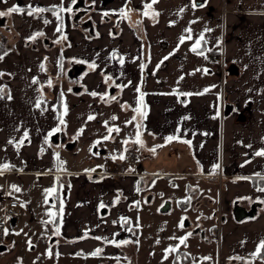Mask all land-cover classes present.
Returning a JSON list of instances; mask_svg holds the SVG:
<instances>
[{"label":"crops","instance_id":"crops-1","mask_svg":"<svg viewBox=\"0 0 264 264\" xmlns=\"http://www.w3.org/2000/svg\"><path fill=\"white\" fill-rule=\"evenodd\" d=\"M0 1V11L13 6L47 9L31 15L28 11L12 13L6 18L20 36L14 38L16 48L5 52L0 61V111L6 116L29 115V125L22 132V146L7 152L0 147V168L30 166L57 174V223L53 229L57 254L104 247L119 250L122 241L130 240L137 249L139 210L144 209L140 206L142 187L150 186L156 175L172 177L185 173L183 170L190 177L220 182L228 203L237 199L247 207L260 203L255 216L238 226L228 223L236 229L244 223L242 231L251 230L244 233V250L234 249L235 239L231 244L225 238L226 255L257 253L264 240V192L258 190L264 184H254L255 177L264 178V156L254 155L264 150V0H206L203 7H193V0H158L155 4L152 0H85L92 5L87 14L91 27L74 21L72 11H66L72 9V0ZM146 4L152 7L145 8ZM188 28L190 33L185 32ZM34 31H40L42 38L36 39L35 47H26L22 37ZM201 34L197 52L203 55H198L190 49ZM189 35L192 39H187ZM181 36L185 37L183 43ZM223 48L222 59L211 57V52ZM70 58L84 65L73 76L69 71L75 64L67 66L69 78L80 79L72 92L98 94H89L88 99L112 94L128 110L138 109L145 135L142 152L148 156L140 166L139 157L132 170L127 168L130 172L95 173L101 170L99 166L133 150L111 154L103 165L91 160L82 169L61 168L54 146L66 141V136L55 141L52 135L63 134L62 95L71 97V93L61 86L59 75ZM91 64L96 67H89ZM52 72L54 78L49 77ZM71 107L73 103L67 105V112ZM170 136L178 138L166 140ZM134 142L132 136L124 139L125 144ZM71 143L73 148L75 142ZM5 144L0 141V146ZM95 150L97 159L106 153L98 147ZM53 187L51 184L50 189ZM187 189L195 193L199 187L188 183ZM52 192L49 196L54 202ZM209 199L204 195L197 203H209ZM101 204L106 213L101 212ZM250 240L254 241L251 249L247 246ZM262 250L257 253L259 258L249 256L244 263L264 264ZM189 256L182 262L177 255L179 264H201ZM135 258L139 259L138 254Z\"/></svg>","mask_w":264,"mask_h":264},{"label":"rangeland","instance_id":"rangeland-1","mask_svg":"<svg viewBox=\"0 0 264 264\" xmlns=\"http://www.w3.org/2000/svg\"><path fill=\"white\" fill-rule=\"evenodd\" d=\"M0 5L3 6L1 1ZM3 25H0L1 31H5V28L1 27ZM17 41L13 42L12 38H9L7 41L8 48L5 52L14 50ZM24 45L28 46L25 42ZM2 60L3 56L0 61ZM75 62L77 60L73 58L68 59V61L65 60L64 70L59 75L61 86L65 90L69 89L68 91L71 93V97L67 96L66 93L62 95L61 121L63 123L60 122V128L66 136V141L56 143L54 146L61 168L82 169L85 164L90 165L91 160L97 165H103L111 159V154H123L126 151L129 153L132 150L133 152L138 151L139 157L142 158L138 164L140 166V163L147 158L148 153L142 152L145 147L143 143L145 135L141 133L140 127L137 128V125H141L142 120L138 111L132 112L122 105L117 98L111 99L112 94L88 99L90 93L86 90L79 93L72 92L74 86L80 85V79H70L67 66H71ZM50 75L49 77L54 78L55 72ZM2 94L6 95L4 92ZM88 100L92 103H89ZM69 103H73V107L69 108V112H67ZM90 115L94 119L89 120ZM113 116L117 119L113 120ZM133 117L135 120L132 119ZM128 121L131 123H127ZM105 122H107V126ZM28 125L29 115L6 116L4 112L0 111V141L1 144L7 143L5 146L1 145V149L7 152L12 147L22 146L25 142L21 141L22 132ZM108 128H119L120 131L109 133ZM81 129H83L82 132ZM138 131L141 143H124V139L128 136H132L136 141ZM25 138L26 136H24V140ZM69 142H75V146L73 148L68 147ZM9 144L11 146H8ZM95 147H98L100 151L106 150L105 154H99V159H97L98 153ZM183 171L185 173L180 172L172 177L156 175L150 186L143 184L140 206L144 209L139 210L141 233L136 244L139 257L138 264H153L154 262L172 264V259L176 255L182 262L190 255L189 258L192 260L198 258V262L201 264H241L240 261L243 258L244 260H247L249 256H252V259L259 258V254L253 252H248L249 256L245 257L244 251L236 254H225L226 237L230 239L228 242L231 244V239H235L233 241V244L235 243L234 249L244 250L242 249L244 248V233H249L251 230L246 228L245 232L242 231L244 223L239 225V229L228 224L238 226L244 220L236 221L234 219L232 203H228L227 198L223 196L222 189L225 188L220 185V182L190 177L187 176L188 170ZM56 177L57 174L53 172L34 169L30 166H21L18 169L10 166L0 168V223L4 224V228L7 230V234L4 233L1 240L13 242L9 250L0 253V264H49L50 261L56 264H80L82 257L57 254V241L50 243L54 237L53 229L57 223L54 215V210L57 209L58 205ZM188 183L198 186L199 190H196L195 193L189 191L187 189ZM51 184L52 187L54 186L52 192L56 199L54 202L51 201L50 194L46 192L50 189ZM13 185L18 187L20 191H15ZM204 195L211 199L209 203H207L208 201L197 203ZM189 196L191 197L190 201H185ZM12 199L17 200L23 207L21 213L13 215L6 212L5 205ZM168 200L172 202L170 209L160 211V207ZM219 205L222 208L221 213L224 219L217 221L218 218H215L211 212L213 208H217ZM49 213L53 215H49ZM12 218H15V222L12 221ZM186 219L190 221L187 226L183 223ZM181 223L183 227L180 226ZM257 223L260 225L261 220H258ZM9 228L14 230L13 234L9 233ZM181 238H186L183 243H181ZM237 239H239L238 242H236ZM247 246L249 249L253 248L254 241L250 240ZM169 249L174 250L167 251ZM49 251L52 256L49 255ZM83 258L85 260L87 257ZM121 258L123 264H135L126 261L123 256Z\"/></svg>","mask_w":264,"mask_h":264},{"label":"flooded vegetation","instance_id":"flooded-vegetation-1","mask_svg":"<svg viewBox=\"0 0 264 264\" xmlns=\"http://www.w3.org/2000/svg\"><path fill=\"white\" fill-rule=\"evenodd\" d=\"M87 5H89V4H87ZM84 10H85V8H83V7L72 8V14H73L72 17H73L74 21H77L78 23H80L84 27H87V26L91 27V24L89 23L90 18L87 15L89 13V10L85 13H84ZM4 17H6V16H4ZM2 18L3 17H1L0 20ZM209 200H211V199H209ZM237 200L241 205H244L243 201H241L239 199H237ZM234 201L231 202L232 203V213H233V208H234V204H235ZM250 207L251 206L249 205L248 208H250ZM215 209L216 210L213 213H214L215 218H217L218 217L217 216L218 207ZM213 213H211V214H213ZM222 219H224L223 215H222ZM217 221H218V219H217ZM4 233H5V230L3 231V234L0 236V253L9 250L13 244V242L10 240H8V241L7 240H4V241L1 240V238L4 237ZM9 233L13 234L14 230L12 229L10 231V228H9ZM54 237H56V236L54 235ZM53 242H54V240L52 239L50 243H53ZM113 244L120 247V245L118 243H115V241L113 242ZM134 244H135V242L130 240V242L123 244V248H121V247H120L121 249L118 248L119 250H115V249L114 250H112V249L107 250L104 247V248H97V249H101V251L97 255H92V253L95 252V250L93 252H86L83 250H78L76 253H73L71 255H73V257H78V256L82 257V259L80 260V264H123L122 258H121L122 256L125 257L126 261L134 262L135 264H138V262H137L138 260L135 258L138 250L133 246ZM49 255L52 256V253L50 252ZM83 257H85V258L87 257V258L84 260ZM174 258H177V255ZM174 258H173L172 264H179L174 260ZM50 259H52V257H50ZM240 262H241V264H244V258L241 259ZM49 264H56V263L50 261Z\"/></svg>","mask_w":264,"mask_h":264},{"label":"snow or ice","instance_id":"snow-or-ice-1","mask_svg":"<svg viewBox=\"0 0 264 264\" xmlns=\"http://www.w3.org/2000/svg\"><path fill=\"white\" fill-rule=\"evenodd\" d=\"M3 2L6 3L7 0H3ZM72 2H73V4H74V3L76 2V0H72ZM157 2H158V0H152V4H155V3H157ZM152 4H146V5H145V8L150 9V8L152 7ZM205 4H206V0H205V3H201V4H197V3L195 2V0H193V4H192V6H193V7H203V6H205ZM61 10H64V9H61ZM23 11H24V9H22V8H20V7H18V6H13V7H11V8H8L7 11H0V17H4V16L10 15V14H12V13H22ZM43 11H47V9L35 8V9H30V10L28 11V14L31 15L32 12H43ZM66 11L71 12L72 9H71V8H68V9H66ZM54 14H55V13H54ZM105 15H107V13H105ZM144 15H148V12H145ZM154 15H159V13L156 12V13H154ZM194 22H195V21H193V23H194ZM45 23H48V21H45ZM206 30H210V29H206ZM57 31H60V28H57ZM185 32L190 33V32H191V29H190V28L185 29ZM65 38H66V37H65ZM187 39H192V36L189 35V36L187 37ZM202 40H203V34L200 35V38H199V39H196V40H195L194 45H193V47H192L190 50L193 51L194 53H197L198 55H203V52H197V48H198V46H200ZM184 41H185V37H184V36H181V37H180V43H183ZM170 55H171V54H170ZM0 59H2V57H0ZM164 59L167 60L168 57H164ZM162 62H163V61H162ZM162 62H161V63H162ZM121 63H123V60H121ZM41 67H43V65H41ZM89 67L95 68L96 66H95V64H91V65H89ZM158 67H159V66H158ZM205 71H206V70H205ZM181 79H182V78H181ZM34 82H35V81H34ZM70 91H71V90H70ZM137 91H139V89H137ZM205 91H207V89H205ZM90 95H92V96H96V95H98V94H97L96 92H92V93H90ZM185 95H192V94H191V93H185ZM101 98L103 99V97H101ZM111 99L114 100V99H116V97L113 96V97H111ZM134 111H138V109H135ZM88 119L91 120V119H94V117L90 115V116L88 117ZM112 119L115 120V119H117V117L113 116ZM132 119L135 120V117H133ZM61 123H63V121H61ZM127 123H131V121H128ZM105 124H106V126H107V122H105ZM139 127H140V126L137 125V128H138V129H139ZM54 131H56V130H54ZM80 131L82 132L83 129H81ZM112 131L119 132L120 129H119V128H115V129H113V128H108V132H109V133H111ZM24 135L27 136V133H25ZM177 138H178V137L170 136V137H167L166 140L171 141V140H173V139H177ZM105 139H108V137H105ZM135 142H136V143H141V141L139 140V131L137 132V138H136V141H135ZM185 142H186V143H189V144L191 143V141H185ZM10 143H11V141H10ZM97 143H99V141H97ZM125 143H127V141H125ZM151 151L155 152V148L151 149ZM254 155H256V156H264V150L257 151V152L254 153ZM120 158L123 159V156H121ZM3 167L7 168L8 166H7V165H4ZM216 167H219V165H217ZM12 187H13V189H14L15 191H20V189H19L18 187H16L15 185H13ZM258 190L264 192V188H260V189H258ZM52 191H54V189H48V190H46V192H48V193H50V192H52ZM46 202H47V201H46ZM262 202H264V201H262ZM101 207H104V205L101 204ZM62 210H63V204L61 203V212H62ZM49 215H53V214H52V213H49ZM48 222H51V221H48ZM180 226L183 227V224L181 223ZM5 234H7V230H5ZM56 234H57V235L60 234L59 228L56 229ZM189 235H191V234L189 233ZM85 236H87V233H85ZM96 239H101V238H100V237H96ZM184 239H186V238H181V243H183ZM127 242H128V241H122L121 243H127ZM29 243H30V242H29ZM261 249H264V240H261L260 245H259L258 248H257V253H259ZM173 250H174V249H169V250H167V251H173ZM100 251H101V249H96L95 252L92 253V255H97V254H99ZM49 254H50V253H49Z\"/></svg>","mask_w":264,"mask_h":264},{"label":"water","instance_id":"water-1","mask_svg":"<svg viewBox=\"0 0 264 264\" xmlns=\"http://www.w3.org/2000/svg\"><path fill=\"white\" fill-rule=\"evenodd\" d=\"M195 2L197 4H201V3H204L205 0H195ZM78 7H83L85 8L84 10V13L87 12L91 7L92 5L89 4L87 5L85 0H76V2L72 5V8H78ZM6 21V17H3L1 20H0V25H3ZM91 22V20H89ZM47 41V39L45 40ZM82 68H84V65H78V64H75L73 66L72 69H70L69 73L71 76H73L74 74H76L77 72H79ZM75 72V73H73ZM79 89V88H78ZM232 107V105H230V108ZM52 138L55 140V141H59V140H65V135H63L62 133L60 132H56L52 135ZM68 147H72L73 144H68L67 145ZM98 168H102V167H98ZM234 208H233V216H234V219L236 221H242L248 217H253L257 214V210H258V205L260 203L258 202H253L251 207L248 208L247 206L245 205H241L238 200H235L234 202ZM170 206H171V203L170 201H166L161 207H160V210L161 211H167L170 209ZM107 211V208L104 207V209H102V213H106ZM184 225L187 226L190 224V221L188 219H186L184 222Z\"/></svg>","mask_w":264,"mask_h":264},{"label":"built area","instance_id":"built-area-1","mask_svg":"<svg viewBox=\"0 0 264 264\" xmlns=\"http://www.w3.org/2000/svg\"><path fill=\"white\" fill-rule=\"evenodd\" d=\"M223 47V46H222ZM212 58H219L222 59L224 57V48L220 49L218 51L211 52ZM139 161V154L137 152H133L129 155H127L123 159H113L108 161L100 172L102 173H108V174H120L124 172H130V169L137 165ZM128 168V169H127ZM136 172V171H135ZM221 206L218 207V221L222 219V213H221ZM22 206L17 200H10L6 203V212L7 213H18L21 212ZM5 230L4 224L0 223V236L3 234V231ZM12 228H10V231Z\"/></svg>","mask_w":264,"mask_h":264},{"label":"trees","instance_id":"trees-1","mask_svg":"<svg viewBox=\"0 0 264 264\" xmlns=\"http://www.w3.org/2000/svg\"><path fill=\"white\" fill-rule=\"evenodd\" d=\"M22 9H24V11H27L28 9H30L29 7L23 6L20 7ZM5 28V31H1L0 30V57L3 56V53L7 50V41L9 40V38H12L13 42L15 41L14 38L16 36H20L18 34L15 33V31L13 30V28L11 27V25H9L8 23H6L5 25L1 26ZM38 37H41V32L40 31H34L32 34L28 35V36H23V41L25 42L26 45L30 46V47H35L36 46V39ZM42 38V37H41ZM1 60V59H0ZM47 63V60L45 61ZM42 103V107L43 105V101ZM254 184L256 185H262L264 184V178L261 177H255L254 178ZM264 249L261 251L263 253ZM177 263H179V260L176 258L175 260Z\"/></svg>","mask_w":264,"mask_h":264}]
</instances>
